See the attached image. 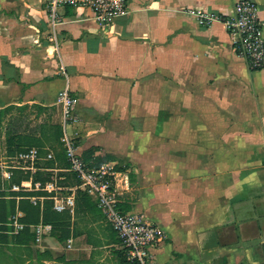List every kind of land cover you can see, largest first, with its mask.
<instances>
[{"label":"crops","instance_id":"crops-1","mask_svg":"<svg viewBox=\"0 0 264 264\" xmlns=\"http://www.w3.org/2000/svg\"><path fill=\"white\" fill-rule=\"evenodd\" d=\"M236 1L127 0L108 27L64 8L53 30L42 0H0V109L36 106L61 133L69 86L78 153L108 156L121 211L162 231L151 264H264V66L187 13L231 16ZM252 1L264 39V0ZM44 150L75 187L61 145ZM62 213L65 240L0 243V264H129L94 198Z\"/></svg>","mask_w":264,"mask_h":264},{"label":"built area","instance_id":"built-area-1","mask_svg":"<svg viewBox=\"0 0 264 264\" xmlns=\"http://www.w3.org/2000/svg\"><path fill=\"white\" fill-rule=\"evenodd\" d=\"M44 11L50 27L54 30L61 23L60 9L86 8L92 12L93 19L101 26L108 27L125 14L127 0H42ZM187 13L193 16L200 26L208 27L213 22H220L230 37L234 52L243 58L250 70H258L264 66V39L259 19V9L252 0H237L234 4V14L231 16L207 14L200 10L189 9ZM63 70V67H61ZM61 135L60 145L67 162V172L77 180L75 187H63L60 178L52 173L46 182L23 180L19 184L9 185L12 172L20 170L34 173L36 164L42 160L39 149L27 148L13 155L7 154L6 144L0 143V199L8 198L2 194L9 192H43L45 195L29 197L33 205L44 200L52 201V210L57 213L73 214L77 191H82L96 200L97 207L103 214L107 224L116 234L121 252L129 264H151L150 251L157 245L162 231L160 227L149 222L143 215L130 214L119 208L118 193L113 173L106 165L90 167L78 153L77 136L73 126L77 123L75 108L77 99L71 95L66 85L60 92ZM44 160H54V154L48 152ZM18 199V198H17ZM23 214L16 210L6 221L0 222V234L16 235L28 228L34 235V241L52 230L51 224L39 222L26 224L20 221ZM72 239L66 240L70 248Z\"/></svg>","mask_w":264,"mask_h":264},{"label":"trees","instance_id":"trees-1","mask_svg":"<svg viewBox=\"0 0 264 264\" xmlns=\"http://www.w3.org/2000/svg\"><path fill=\"white\" fill-rule=\"evenodd\" d=\"M66 9H70L67 7ZM15 106H8L3 109H10ZM60 128L57 125H50L47 127H41L39 130V137L32 136H19L16 141L13 142L8 139L6 144L7 154L13 155L16 152L23 151L27 148L36 147L39 149L40 155H45L44 150V140L48 141L54 139L59 141L60 139ZM60 144V142L58 143ZM63 152V150H62ZM59 154V153H58ZM64 154V152H63ZM90 167H98L101 163L109 160L108 156L94 157L93 153H87L86 157L82 158ZM56 160V159H55ZM55 160H41L36 164L37 170L34 173L24 172L20 170H15L12 172V176L9 180V185L19 184L23 180L31 179L32 182H46L50 179L52 175L49 169L55 168ZM67 166V165H66ZM65 167V166H64ZM62 176V175H60ZM65 179H72L78 183L74 175L69 173L66 175ZM60 184V182H59ZM67 184V183H64ZM61 185V184H60ZM3 196H9L8 198L0 199V222L6 221L11 215H13L16 210H19L23 216L20 219L21 222L26 224H37L40 221L43 223H48L52 225L53 231L60 232L59 238L65 240L67 233L65 232V222L69 218L67 213H57L52 210V201L44 200L42 203V208L40 204L33 205L29 197L32 196H42L45 195L43 192H9L8 194H2ZM87 194L82 191L76 192L75 200L78 198H87ZM89 197V196H88ZM18 198V199H17ZM11 241L15 244H25L33 241V234H31L29 229H25L16 235H0V243H7ZM124 259V258H123ZM126 262V260L124 259ZM128 263V262H126Z\"/></svg>","mask_w":264,"mask_h":264},{"label":"rangeland","instance_id":"rangeland-1","mask_svg":"<svg viewBox=\"0 0 264 264\" xmlns=\"http://www.w3.org/2000/svg\"><path fill=\"white\" fill-rule=\"evenodd\" d=\"M47 114H42L36 106H15L10 109H0V143L10 139L15 142L19 136L39 137L40 128L52 125ZM44 147L52 149L54 152L58 147L59 141L50 139L44 140ZM68 173H64L66 177ZM70 185L71 179H66Z\"/></svg>","mask_w":264,"mask_h":264}]
</instances>
